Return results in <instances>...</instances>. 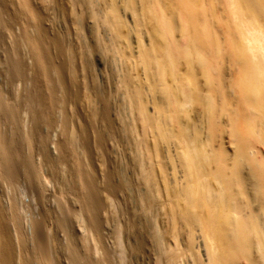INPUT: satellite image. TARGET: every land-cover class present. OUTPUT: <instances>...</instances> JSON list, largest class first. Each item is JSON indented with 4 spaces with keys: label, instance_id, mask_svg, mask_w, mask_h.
I'll use <instances>...</instances> for the list:
<instances>
[{
    "label": "bare ground",
    "instance_id": "bare-ground-1",
    "mask_svg": "<svg viewBox=\"0 0 264 264\" xmlns=\"http://www.w3.org/2000/svg\"><path fill=\"white\" fill-rule=\"evenodd\" d=\"M66 2L68 10L55 5L67 12L65 31L55 27L52 7L18 2L25 11L23 27L34 34L26 33L31 61L52 90L80 79L89 93L90 122L101 124L109 139L132 137V176L116 177L109 169L105 174V190L121 193L117 228L109 215L93 212L94 201L88 200L86 218L51 214V222L40 225L26 215L23 192L9 206L11 213L0 196V264H34L25 253L29 242L39 246L64 237L61 247L69 257L46 255L41 264H85L83 246L98 264L102 257L109 264H133L140 245L151 247L153 264H264V0ZM101 62L116 69L115 92L125 101V115L122 109L112 113L106 92L95 83L93 68ZM24 80L12 81L14 99L22 102L24 119L43 122L53 98L38 89L27 93ZM13 106L8 116L16 117ZM31 130L35 134L38 127ZM7 159L0 153V175L17 182ZM88 190L100 193L94 183ZM160 206L170 218L171 245L153 220ZM73 232L87 243H75ZM110 234L115 237L108 244Z\"/></svg>",
    "mask_w": 264,
    "mask_h": 264
},
{
    "label": "rangeland",
    "instance_id": "rangeland-1",
    "mask_svg": "<svg viewBox=\"0 0 264 264\" xmlns=\"http://www.w3.org/2000/svg\"><path fill=\"white\" fill-rule=\"evenodd\" d=\"M20 1L24 0H0V153L8 154V159L5 160L6 162H3L10 165L18 180L17 182H15L11 178L0 175L1 199L5 207H8L9 213H11V211H13V207L9 206L14 204L18 197V194L23 192L24 203L26 206H29L28 211H26V215L28 214L27 216H31L32 219H35L36 222L38 221L37 224L40 225L44 222H51V218H49L51 214V217L59 215L67 216L68 213L69 217H71L72 215L78 216L82 214V216L85 217V215H87L88 217L91 213L90 208L88 207V200L90 202L94 201L96 211L93 212H97L101 216L109 215L111 224L113 226L115 225V227L117 228V217L119 216L118 213H120L121 211L119 205L121 193L120 191L113 193L108 189L105 190V174L109 169L113 172L115 171L116 177H125V179L127 178L129 180V178L132 176L130 161H128L129 159H131V151L128 150L127 147L130 148L134 141L132 137L129 136V134H116L109 139V135H106V133L104 134V131H100V129L98 128L101 124L95 125L90 122L89 116L87 114V95L89 93H87L86 88H83L85 86L80 81V79L76 80V82L73 83L72 81H68L69 84L67 86H63V84H59L58 86L55 83L56 87L54 86L55 88H53V90L51 89V85L48 86V84L43 81L45 80L44 74L41 73L40 70H37L38 67L31 61L32 56L30 57V55L33 54V49L30 45L27 44L28 39L26 37V33H29V35L32 34V36L34 34L31 28L28 29V27H26L27 29H25V26L23 27L25 11H23V5H20L21 3H18ZM31 1L36 5V7L40 8L41 10L43 9L42 6L49 8L52 7V11L50 12L52 13V19L54 16L53 21L55 22V27L60 31L62 27V30L65 31V25H62V17L67 15V12L64 15L59 11L60 9H56L55 5H59L60 8H62L61 10H68L69 8L66 0H59V3H57V0L54 3L53 0ZM59 12L61 13V15ZM8 31L12 32L8 33ZM17 65L19 68H17ZM34 65L36 66L35 68ZM108 66L109 65L103 62L100 63V66L99 63H95L93 68V73L97 77V82L95 83L100 87L101 91L106 92V95L109 98L112 113H115L116 111H120L122 109V113L123 115H125V113H128V111L125 110L124 107L125 101L121 99L122 96L120 95V93L115 92L117 86L115 84L117 78H115L114 80V77H117L116 69L114 70L113 67L110 68L111 66ZM22 68L25 72H21V74L19 71ZM80 70L81 68H78V74L80 73V75L84 76L86 73H82V70ZM22 76L25 77L24 81H26V83L28 82V86H25L27 93L30 91V94L31 92L32 94H35L39 90L38 92H41L44 95L46 94L47 99H49L50 95L51 98H53L54 103L51 104V106L50 104L48 105V118L43 122L24 119L23 117H25V114L23 113L25 112L22 111L23 109H20L22 102L18 101L16 98L15 99L17 101L14 99L16 93L13 89H11L12 81L16 78H23ZM35 79L37 81H35ZM67 80L70 79L68 78ZM49 87L52 91L49 90ZM54 90L56 91L53 92ZM20 91L19 93L22 95V90ZM11 95L13 97H11ZM5 97H7L6 99H8L7 103L6 100H4ZM8 102H10L12 106L13 103L15 104V107L13 106L12 109L16 112H19L16 113L14 111V114L16 113V117L8 116L9 114L7 108L12 107ZM19 102L20 105H18ZM16 106L19 108L17 109ZM19 109L20 111H17ZM35 125L36 127H38V132L33 134V131L31 129L32 127L34 128ZM92 127L93 130L91 129ZM96 127L99 129V133L103 132V135L98 134V129H96ZM87 140L89 141L88 144ZM223 142L224 147L229 152L231 148L228 147V143L226 141L223 140ZM91 183L96 184L100 192L99 194H97L98 198L96 197V194L88 190V186ZM30 186L38 187L41 191L36 194L29 193L28 191L27 193V189L25 188ZM126 190L128 192V195L131 197V187H127ZM42 199L43 202H41ZM82 199L84 202H82ZM128 201H131V199H129ZM157 208H159V210H155V212L153 211V217L157 218H153V220H157L156 222L158 224L160 223V226L162 225L161 227L159 226V228H162L161 231L163 233V242L167 244L169 243L171 245V242H169L171 241V239L167 234V231L169 233L168 227L170 218L165 215L164 210H162L164 209L163 207L160 206ZM70 213H72V215ZM115 213H117L118 215ZM111 214L113 215V217L110 216ZM116 215L117 217H115ZM29 224L26 228L27 235H30L31 233ZM163 231L166 232L164 233ZM75 234L76 232L70 234V237L73 238V241L75 243L79 244L80 246L81 244L83 245L82 242H84V245L87 243H85L84 239L80 237L78 233L76 234L78 236L77 239V236L75 237ZM112 235L113 234H110V236L106 239V242L108 244H110L109 241L111 239L114 240L113 238L115 237V235ZM64 238L59 239L60 241L58 242H42L39 246H36L35 242L31 241L28 243L29 245H26L27 247L25 246V253L27 254L29 260L31 262H34V264H41L40 257L44 258L48 255L49 257L59 255L63 259H67V256L69 257V254H66L64 252ZM61 246H64V249ZM84 247L85 246L81 247L84 263L96 264V261L98 260L96 259L97 257L93 256L94 259H92V257L87 252L90 248H87V246L85 248ZM86 248L87 251L85 250ZM150 248L151 247L147 245H140L138 253L136 254V256H134L133 264L155 263L153 261L155 260V256L152 255ZM22 249L23 247L21 248V250ZM103 259L107 262L104 257H102V260ZM104 261H102V264L106 263ZM107 264L109 263L107 262Z\"/></svg>",
    "mask_w": 264,
    "mask_h": 264
}]
</instances>
